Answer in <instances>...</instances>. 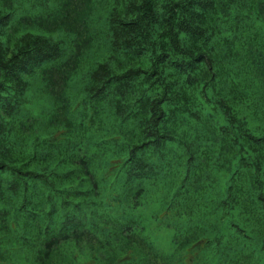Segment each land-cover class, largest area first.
Segmentation results:
<instances>
[{"label": "trees", "instance_id": "16d2710c", "mask_svg": "<svg viewBox=\"0 0 264 264\" xmlns=\"http://www.w3.org/2000/svg\"><path fill=\"white\" fill-rule=\"evenodd\" d=\"M36 80L39 119L24 116ZM249 109L264 121V0H0V264H173L119 220L142 193L139 155L185 145L181 120L211 163L191 185L212 232L264 245V130ZM202 236L178 250L214 257Z\"/></svg>", "mask_w": 264, "mask_h": 264}, {"label": "rangeland", "instance_id": "374dc122", "mask_svg": "<svg viewBox=\"0 0 264 264\" xmlns=\"http://www.w3.org/2000/svg\"><path fill=\"white\" fill-rule=\"evenodd\" d=\"M236 52L243 56L241 47ZM244 83L247 86L254 87L249 77H245ZM39 88V80H36L30 89V93L36 99L31 101V112L24 113V116L31 115L34 119L40 118L41 105L37 102ZM70 88H73V85H70ZM71 93L73 94L72 91ZM247 99L248 104L254 106V92H250ZM248 115L247 126L249 130L255 136H260L264 130V121L261 120V114H256L252 109H249ZM208 121L210 122L211 118ZM207 124V122H204L203 126L208 127ZM190 125L191 123L186 120L179 122V129L186 132V139L182 143L185 145L176 143L175 148H163L157 151L144 148L138 159L143 166L139 171L142 178V183L139 184L142 193L140 196L135 197L137 207L133 210L126 209L123 219L118 220L121 222L127 221L142 229L144 237L157 252L165 256H173V264H249L253 258V251L260 258L263 257L264 245L259 239L253 242L251 239L244 238L238 230L242 229L247 235L249 232L244 230L243 227L238 228L236 226H241L239 219L236 217L227 216L226 218V221L234 222L236 227L228 228L226 225L218 227L219 238V234H214L211 229L209 203L201 198L202 193L200 191H193L195 189L191 185L194 180L193 177H195L193 175L200 177L208 175L211 163H207L206 155L198 156L199 147L191 137L193 134ZM101 127L106 128L107 125L102 123ZM79 135L87 137L84 131H81ZM94 143L92 139L89 141L83 138L80 139V146L88 150H98L101 147L93 149L90 144L94 146ZM119 164L113 165L111 172H114ZM209 175L213 176V173L210 172ZM214 176L217 178L219 174H214ZM112 187L117 190L119 185L116 183ZM108 198L109 195L106 194L103 201ZM119 211L122 213V210L119 209ZM207 231L211 232L207 234ZM192 232L202 234V237L211 236L217 239L214 257L208 256L204 250H201V254L189 250L183 252L178 250L184 237ZM219 246L225 251V257L220 259Z\"/></svg>", "mask_w": 264, "mask_h": 264}]
</instances>
